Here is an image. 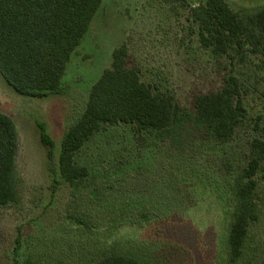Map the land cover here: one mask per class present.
<instances>
[{"label":"rangeland","instance_id":"obj_1","mask_svg":"<svg viewBox=\"0 0 264 264\" xmlns=\"http://www.w3.org/2000/svg\"><path fill=\"white\" fill-rule=\"evenodd\" d=\"M225 1L243 17L264 5ZM123 43L127 67L143 83L174 93L188 109L194 94L219 89L231 70L242 86L247 120L225 144L187 126L180 147L136 136L123 124L103 128L75 156L87 168L88 187L77 197L66 184L53 191L48 149L36 123L46 126L55 166L63 133ZM217 61L199 44L187 7L103 0L67 64L61 95L19 96L0 75V112L17 129L21 181L19 204L0 207V263L90 264L115 252L140 264H229L223 180L232 183L239 175L252 139L264 140V60L245 52L243 61ZM256 179L263 212L252 228L251 249L236 264H264V163Z\"/></svg>","mask_w":264,"mask_h":264},{"label":"trees","instance_id":"obj_2","mask_svg":"<svg viewBox=\"0 0 264 264\" xmlns=\"http://www.w3.org/2000/svg\"><path fill=\"white\" fill-rule=\"evenodd\" d=\"M188 9V21L195 26L201 47L216 62L226 56L244 60L245 52L264 60V5L251 16L235 13L225 0H161ZM103 0H0V75L19 96L44 99L63 93L62 78L67 64L89 30ZM128 46L112 51L111 64L91 86L79 118L63 133L57 157L52 163L53 142L46 126L37 122L39 139L48 151L53 191L62 184L74 197L89 185L88 171L75 161L76 154L101 129L127 125L136 136L154 142L169 141L180 147L187 126L219 144L232 140L247 120L242 86L231 70L221 86L196 93L191 109L183 107L174 93L143 83L136 70L127 67ZM18 135L14 121L0 112V207L18 205L20 179L15 156ZM264 163V140L249 144L245 166L228 183L229 229L226 248L229 264H236L249 252L252 228L263 212L257 174ZM1 264V263H0ZM90 264H140L136 259L109 252Z\"/></svg>","mask_w":264,"mask_h":264}]
</instances>
